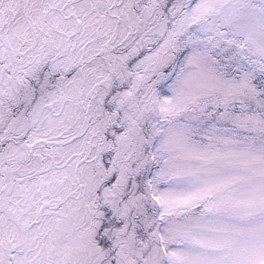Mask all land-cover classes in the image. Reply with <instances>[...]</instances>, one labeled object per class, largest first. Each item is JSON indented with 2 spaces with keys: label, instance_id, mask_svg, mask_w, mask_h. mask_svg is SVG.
I'll return each mask as SVG.
<instances>
[{
  "label": "snow or ice",
  "instance_id": "snow-or-ice-1",
  "mask_svg": "<svg viewBox=\"0 0 264 264\" xmlns=\"http://www.w3.org/2000/svg\"><path fill=\"white\" fill-rule=\"evenodd\" d=\"M0 264H264V0H0Z\"/></svg>",
  "mask_w": 264,
  "mask_h": 264
}]
</instances>
